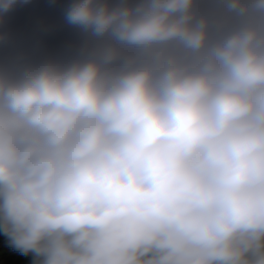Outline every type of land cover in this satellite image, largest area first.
Returning a JSON list of instances; mask_svg holds the SVG:
<instances>
[{"label": "clouds", "instance_id": "9594fccd", "mask_svg": "<svg viewBox=\"0 0 264 264\" xmlns=\"http://www.w3.org/2000/svg\"><path fill=\"white\" fill-rule=\"evenodd\" d=\"M227 8L243 22L213 35L194 0H75L67 22L109 34L103 51L0 70V245L30 264H264V0Z\"/></svg>", "mask_w": 264, "mask_h": 264}, {"label": "crops", "instance_id": "0c3cea01", "mask_svg": "<svg viewBox=\"0 0 264 264\" xmlns=\"http://www.w3.org/2000/svg\"><path fill=\"white\" fill-rule=\"evenodd\" d=\"M71 4L73 0H27L26 3L24 0H17L16 6L1 21L0 35L11 49L0 57V70L38 66L45 60L69 65L103 51L106 46L104 41L91 30H86L84 38L74 45L65 48L58 46V41L65 36V32L58 29L67 20L66 13ZM197 17L209 19L213 35L215 32L233 28L244 20V17L228 10L227 1L202 5L197 11ZM216 24L220 28L214 27ZM107 36L109 44L110 35Z\"/></svg>", "mask_w": 264, "mask_h": 264}, {"label": "built area", "instance_id": "2783aa9c", "mask_svg": "<svg viewBox=\"0 0 264 264\" xmlns=\"http://www.w3.org/2000/svg\"><path fill=\"white\" fill-rule=\"evenodd\" d=\"M121 2H126L131 5H137L141 3L142 0H119L114 5L119 4ZM7 13H0V26L1 21L6 18ZM58 31L65 32V36L58 41V46L60 48H65L80 42L84 38L86 33V30L84 28L77 25H71L67 22V20L59 26ZM107 35L108 34H105V36L101 37L105 45L108 44L109 36ZM10 49L11 46L0 35V57L7 54Z\"/></svg>", "mask_w": 264, "mask_h": 264}, {"label": "trees", "instance_id": "16d2710c", "mask_svg": "<svg viewBox=\"0 0 264 264\" xmlns=\"http://www.w3.org/2000/svg\"><path fill=\"white\" fill-rule=\"evenodd\" d=\"M119 0H104L105 3L114 5ZM214 1H227V0H194V11L197 13L198 9L209 2ZM75 0H73V3ZM112 37L110 36V42H112ZM32 257L21 255L19 252L12 251L6 246L0 245V264H30Z\"/></svg>", "mask_w": 264, "mask_h": 264}, {"label": "rangeland", "instance_id": "374dc122", "mask_svg": "<svg viewBox=\"0 0 264 264\" xmlns=\"http://www.w3.org/2000/svg\"><path fill=\"white\" fill-rule=\"evenodd\" d=\"M218 20V19H217ZM214 21V19H213ZM212 21V23H213ZM214 25V24H213ZM214 27L216 28H220L219 27V24H216ZM216 34V32L214 33V35ZM124 51L126 52V54L131 58V57H137V58H140V59H143L145 57H148L150 55H153L154 53L152 52H145V51H142V50H138V49H134V48H126L124 49ZM139 59V60H140Z\"/></svg>", "mask_w": 264, "mask_h": 264}]
</instances>
